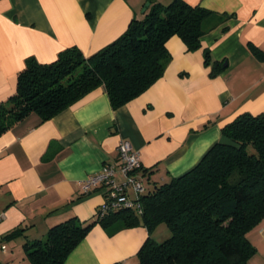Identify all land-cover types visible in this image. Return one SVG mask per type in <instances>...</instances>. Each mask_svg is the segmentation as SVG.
<instances>
[{
    "label": "crops",
    "instance_id": "1",
    "mask_svg": "<svg viewBox=\"0 0 264 264\" xmlns=\"http://www.w3.org/2000/svg\"><path fill=\"white\" fill-rule=\"evenodd\" d=\"M151 1L172 0H0V101L26 57L49 62L73 45L89 55L143 18ZM184 1L211 11L200 44L188 50L171 35L162 75L139 95L112 108L98 86L51 118L32 112L0 135V264H31L24 244L68 217L95 219L105 187L84 193L80 181L117 159L120 139L138 151L136 174L151 188L193 167L239 113L264 114V0ZM213 61H223L215 74ZM147 235L142 224L96 221L62 264H137ZM150 235L170 233L158 225ZM246 235L255 247L247 264H264V216Z\"/></svg>",
    "mask_w": 264,
    "mask_h": 264
},
{
    "label": "trees",
    "instance_id": "2",
    "mask_svg": "<svg viewBox=\"0 0 264 264\" xmlns=\"http://www.w3.org/2000/svg\"><path fill=\"white\" fill-rule=\"evenodd\" d=\"M210 14L184 0L151 1L143 18L131 19L120 35L89 55L73 45L49 62L26 57L14 90L0 101V135L32 112L49 119L98 86L112 108L126 103L162 75L166 40L176 34L188 50L197 48ZM204 59L210 62L208 51ZM222 68L223 61H213L211 74ZM221 133L223 139L193 167L139 195L141 214L119 207L102 217L95 212L89 222L68 217L50 226L44 240L24 244L31 264H62L96 221L147 228L137 264H247L255 247L246 233L264 216V114L239 113ZM162 222L170 235L156 241L150 232Z\"/></svg>",
    "mask_w": 264,
    "mask_h": 264
},
{
    "label": "built area",
    "instance_id": "3",
    "mask_svg": "<svg viewBox=\"0 0 264 264\" xmlns=\"http://www.w3.org/2000/svg\"><path fill=\"white\" fill-rule=\"evenodd\" d=\"M139 166L138 151L127 138H122L117 145V159L104 162L98 171L86 175L80 181V189L84 193L97 186L105 187L104 200L96 211L98 217L119 207L131 208L137 214L142 213L143 206L139 195L146 188L142 178L136 174ZM116 173H120L121 179L115 177ZM0 248L4 249L5 246L2 244Z\"/></svg>",
    "mask_w": 264,
    "mask_h": 264
},
{
    "label": "rangeland",
    "instance_id": "4",
    "mask_svg": "<svg viewBox=\"0 0 264 264\" xmlns=\"http://www.w3.org/2000/svg\"><path fill=\"white\" fill-rule=\"evenodd\" d=\"M158 225H159V226H162V227H166L167 231L170 233V230H169V228L167 227V225H166L165 223L162 222V223L157 224L156 226H158ZM156 226H155V227H156ZM155 227H154V228H155ZM154 228H153V229H154ZM163 236H164V235H162V237H159V238H160L161 240L165 239L166 237H163Z\"/></svg>",
    "mask_w": 264,
    "mask_h": 264
},
{
    "label": "water",
    "instance_id": "5",
    "mask_svg": "<svg viewBox=\"0 0 264 264\" xmlns=\"http://www.w3.org/2000/svg\"><path fill=\"white\" fill-rule=\"evenodd\" d=\"M147 5H148V2H145V5L143 6L142 10H144Z\"/></svg>",
    "mask_w": 264,
    "mask_h": 264
}]
</instances>
